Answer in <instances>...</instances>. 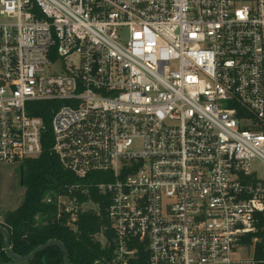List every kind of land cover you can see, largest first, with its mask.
Masks as SVG:
<instances>
[{
  "label": "built area",
  "instance_id": "obj_1",
  "mask_svg": "<svg viewBox=\"0 0 264 264\" xmlns=\"http://www.w3.org/2000/svg\"><path fill=\"white\" fill-rule=\"evenodd\" d=\"M0 17V163L40 157L35 103L57 102L63 168L111 176L107 264H264L240 256L264 214V0H0ZM89 190L59 196L71 224Z\"/></svg>",
  "mask_w": 264,
  "mask_h": 264
},
{
  "label": "trees",
  "instance_id": "obj_2",
  "mask_svg": "<svg viewBox=\"0 0 264 264\" xmlns=\"http://www.w3.org/2000/svg\"><path fill=\"white\" fill-rule=\"evenodd\" d=\"M33 115L45 121L46 129L42 135L43 152L40 157L27 159L20 164L23 168L25 195L22 203L14 210L0 213V226L11 235L12 250L20 256L29 255L35 248L52 239L61 241L68 249L72 264H107L114 253V232L108 217L109 196L101 193L96 185L111 181L108 173H94L80 179L61 165L52 152V118L58 108L57 102H36ZM240 118H253L237 106ZM90 185L88 194L77 193L83 205L78 212L77 221L70 223L71 215L60 211L58 198L63 195L67 185ZM255 233L247 235L243 244L253 248L256 260L264 261V214L258 216ZM102 237L103 239H101ZM105 240V241H104ZM146 255L138 264H146ZM0 264H65L60 248L52 247L39 253L28 263L11 260L5 252V239L0 234Z\"/></svg>",
  "mask_w": 264,
  "mask_h": 264
},
{
  "label": "rangeland",
  "instance_id": "obj_3",
  "mask_svg": "<svg viewBox=\"0 0 264 264\" xmlns=\"http://www.w3.org/2000/svg\"><path fill=\"white\" fill-rule=\"evenodd\" d=\"M24 195L25 187L21 182L20 164L0 163V213L18 208L24 199ZM253 251V248L243 246L240 256L251 257Z\"/></svg>",
  "mask_w": 264,
  "mask_h": 264
},
{
  "label": "water",
  "instance_id": "obj_4",
  "mask_svg": "<svg viewBox=\"0 0 264 264\" xmlns=\"http://www.w3.org/2000/svg\"><path fill=\"white\" fill-rule=\"evenodd\" d=\"M21 182L23 184V168L22 167H21ZM0 234H2L4 236V239H5V252H6L7 256L15 262L28 263V262L34 260L35 257L39 253L44 252L49 248L57 247V248H60L63 252L65 264H72L70 261L69 251H68L67 247L59 240L52 239V240L48 241L47 243L40 245L39 247L35 248L29 255L20 256V255H17L16 253H14V251L12 250L11 235H10L9 231L5 227L0 226ZM95 264H104V263L99 261V262H96Z\"/></svg>",
  "mask_w": 264,
  "mask_h": 264
}]
</instances>
